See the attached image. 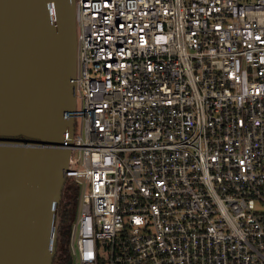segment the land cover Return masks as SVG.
Returning a JSON list of instances; mask_svg holds the SVG:
<instances>
[{
    "label": "built area",
    "instance_id": "built-area-1",
    "mask_svg": "<svg viewBox=\"0 0 264 264\" xmlns=\"http://www.w3.org/2000/svg\"><path fill=\"white\" fill-rule=\"evenodd\" d=\"M76 21L71 258L264 264V0H76Z\"/></svg>",
    "mask_w": 264,
    "mask_h": 264
},
{
    "label": "water",
    "instance_id": "water-1",
    "mask_svg": "<svg viewBox=\"0 0 264 264\" xmlns=\"http://www.w3.org/2000/svg\"><path fill=\"white\" fill-rule=\"evenodd\" d=\"M77 51L76 0H0V264L54 263Z\"/></svg>",
    "mask_w": 264,
    "mask_h": 264
},
{
    "label": "trees",
    "instance_id": "trees-1",
    "mask_svg": "<svg viewBox=\"0 0 264 264\" xmlns=\"http://www.w3.org/2000/svg\"><path fill=\"white\" fill-rule=\"evenodd\" d=\"M79 203V188L71 179H66L58 204L57 242L54 263L68 264L71 259L70 231Z\"/></svg>",
    "mask_w": 264,
    "mask_h": 264
},
{
    "label": "rangeland",
    "instance_id": "rangeland-1",
    "mask_svg": "<svg viewBox=\"0 0 264 264\" xmlns=\"http://www.w3.org/2000/svg\"><path fill=\"white\" fill-rule=\"evenodd\" d=\"M79 192H80V189H79ZM57 226H58V220H57ZM58 263L59 262H56L55 264H58ZM72 264H80L78 258L75 255L72 256Z\"/></svg>",
    "mask_w": 264,
    "mask_h": 264
}]
</instances>
